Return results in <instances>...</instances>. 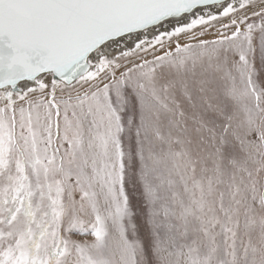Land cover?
Listing matches in <instances>:
<instances>
[{
  "label": "snow or ice",
  "instance_id": "6c2138e0",
  "mask_svg": "<svg viewBox=\"0 0 264 264\" xmlns=\"http://www.w3.org/2000/svg\"><path fill=\"white\" fill-rule=\"evenodd\" d=\"M0 264H264V0H0Z\"/></svg>",
  "mask_w": 264,
  "mask_h": 264
}]
</instances>
